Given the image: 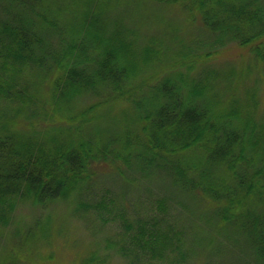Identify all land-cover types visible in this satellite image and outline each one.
<instances>
[{
    "label": "trees",
    "instance_id": "16d2710c",
    "mask_svg": "<svg viewBox=\"0 0 264 264\" xmlns=\"http://www.w3.org/2000/svg\"><path fill=\"white\" fill-rule=\"evenodd\" d=\"M58 201L123 264H264V0H0V227Z\"/></svg>",
    "mask_w": 264,
    "mask_h": 264
},
{
    "label": "rangeland",
    "instance_id": "374dc122",
    "mask_svg": "<svg viewBox=\"0 0 264 264\" xmlns=\"http://www.w3.org/2000/svg\"><path fill=\"white\" fill-rule=\"evenodd\" d=\"M105 172L106 170L98 172L97 177L103 176L102 180L106 182V188L119 189L120 187H126L123 182L115 181V175L111 173L108 175ZM64 205V201H58L48 206H34L29 203H19V205H16L12 221L7 226L0 227V253L5 251L6 248H3L2 245L6 243L8 237L18 244L17 241L20 235H12L18 224L29 225L31 227L36 220L43 219L46 215H51L50 221H52L56 232L50 236L47 244L30 243L31 247L25 249L22 245L14 246L15 243L8 241L7 247L12 252L14 249L19 250L25 258L24 263L33 264L38 258L42 257L46 262H53L55 264H77L82 256L87 255L92 250L98 255L106 254L109 256L105 260V264L124 263L121 257L111 255V252L107 248H104V245H106L104 239L101 241V237L108 231L112 234V228L105 225L107 229L100 227L101 232L92 233L87 228V226L94 227L95 225L91 221V218L70 214Z\"/></svg>",
    "mask_w": 264,
    "mask_h": 264
}]
</instances>
